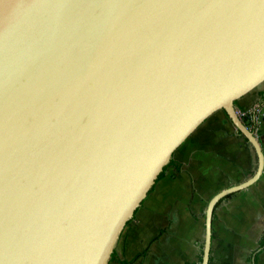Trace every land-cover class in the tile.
<instances>
[{"label": "water", "instance_id": "water-1", "mask_svg": "<svg viewBox=\"0 0 264 264\" xmlns=\"http://www.w3.org/2000/svg\"><path fill=\"white\" fill-rule=\"evenodd\" d=\"M264 83V0H0V264H108L175 151ZM255 263V257L253 258Z\"/></svg>", "mask_w": 264, "mask_h": 264}, {"label": "crops", "instance_id": "crops-1", "mask_svg": "<svg viewBox=\"0 0 264 264\" xmlns=\"http://www.w3.org/2000/svg\"><path fill=\"white\" fill-rule=\"evenodd\" d=\"M262 95L264 83L238 99L236 108H259L255 134L264 151ZM174 160L123 230L116 259L108 264H201L210 200L249 179L258 167L253 146L223 110L190 135ZM263 240L264 171L256 184L225 197L216 208L209 264H249L248 258L261 251L257 264H264Z\"/></svg>", "mask_w": 264, "mask_h": 264}, {"label": "trees", "instance_id": "trees-1", "mask_svg": "<svg viewBox=\"0 0 264 264\" xmlns=\"http://www.w3.org/2000/svg\"><path fill=\"white\" fill-rule=\"evenodd\" d=\"M261 105H264V95H262V97H261ZM247 125L249 126V128H251V130H252L253 132H256V125H255V123H254L253 121H249V120H248ZM238 132H239V131H238ZM239 133H240V132H239ZM240 134H241V133H240ZM241 135H242V134H241ZM245 139H246V138H245ZM246 141L249 142L247 139H246ZM175 163H176V162H175V160H174V155H173V158L171 159V161L169 162V164L166 165V166L164 167L162 173L159 175V177H158V179H157L155 185L152 187V189L150 190V192L148 193V195H149L150 193L153 192V190H154L156 184H157L160 180H162V179L165 177L166 172L168 171V169H169L171 166H173ZM253 175H254V173H253L251 176H249V178H251ZM234 185H236V184H234ZM234 185H233V186H234ZM223 200H224V199H222V200L218 203V205H219ZM218 205H217V207H218ZM217 207H216V208H217ZM138 209H139V208H138ZM138 209L136 210L135 215L137 214ZM135 215H134V217H135ZM134 217H133V218L127 223V225H128L133 219H134ZM213 217H214V216H213ZM127 225H126V226H127ZM260 248H264V240H263V242H262ZM261 253H262V251L259 252V253H257L256 256H255V262H256V264H257V261H258V257H259V255H260ZM139 256H140V255H139ZM137 258H138V257H137ZM115 259H116V250L113 251L112 256H111V260H115ZM252 260H253V257L251 256V257L248 258V261H247V262H248L249 264H251V263H252Z\"/></svg>", "mask_w": 264, "mask_h": 264}, {"label": "built area", "instance_id": "built-area-1", "mask_svg": "<svg viewBox=\"0 0 264 264\" xmlns=\"http://www.w3.org/2000/svg\"><path fill=\"white\" fill-rule=\"evenodd\" d=\"M258 107L252 108V109H248V110H241L240 112H238V115L240 116V118L242 120H244L246 123L249 121H253L256 125V129H257V125L259 123V119L257 117L258 114Z\"/></svg>", "mask_w": 264, "mask_h": 264}, {"label": "rangeland", "instance_id": "rangeland-1", "mask_svg": "<svg viewBox=\"0 0 264 264\" xmlns=\"http://www.w3.org/2000/svg\"><path fill=\"white\" fill-rule=\"evenodd\" d=\"M252 109V108H251ZM238 112H240L241 110L240 109H237Z\"/></svg>", "mask_w": 264, "mask_h": 264}]
</instances>
